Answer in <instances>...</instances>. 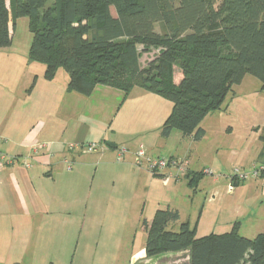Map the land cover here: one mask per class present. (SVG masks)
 <instances>
[{"label": "trees", "instance_id": "trees-1", "mask_svg": "<svg viewBox=\"0 0 264 264\" xmlns=\"http://www.w3.org/2000/svg\"><path fill=\"white\" fill-rule=\"evenodd\" d=\"M217 1L0 0V48L12 43L11 23L27 17L30 58L45 64L48 80L63 67L69 92L90 96L109 87L123 92L121 104L134 87L163 96L173 108L161 136L178 130L198 142L203 120L246 75L264 89V0ZM153 49L158 53L143 66V53ZM203 175L188 171L185 178L195 186ZM142 226L148 258L189 250L190 264H264V230L254 238L236 228L200 236L171 207Z\"/></svg>", "mask_w": 264, "mask_h": 264}, {"label": "rangeland", "instance_id": "rangeland-1", "mask_svg": "<svg viewBox=\"0 0 264 264\" xmlns=\"http://www.w3.org/2000/svg\"><path fill=\"white\" fill-rule=\"evenodd\" d=\"M219 2L220 0L217 1ZM11 29L12 43L0 48V118L6 119V127L15 128V132L17 129L36 128L39 123L47 124V127H63L70 115L67 109L69 99L64 98L69 74L61 67L52 79L53 82L49 83L45 77V64L30 58L33 34L29 29V19L18 18L15 23H11ZM157 30H160L159 25ZM140 50L143 48L140 47ZM157 53L156 49L145 51L141 58L142 65L145 66ZM180 75L182 76V72L176 68L177 83L180 82ZM258 86L260 81L257 78L246 76L241 89L251 95L246 97L250 99L247 104L252 103V94ZM47 87H52V90L47 91ZM136 89L135 91H140L141 88ZM134 95L133 100L123 103L118 111L111 106L112 102L113 105L118 104L112 99L108 103H104L105 98L101 95H96L90 100L85 99V121L81 122L80 126L93 125V122L100 118L98 116L101 110L103 114L112 112L106 140L119 144L116 150L104 151L107 144L103 141L97 152L82 154L83 160L89 159L92 164L78 169L80 173L84 172V177L86 175L85 213L77 218L74 227L72 216L66 211H58L50 217L39 215L37 218L41 224L33 229H8L0 240V264H134L132 255L145 249L148 240L142 222L144 219L152 221L159 208L178 209L183 214L182 218L189 217L193 222L191 225L194 226L199 210L205 204L206 192L193 194L186 181L177 184L176 179H170L165 182L162 176L153 175L145 166L136 164L132 148L141 143L146 144L147 137L141 127H146L148 122L151 127H155V121L152 115L154 112L142 113L136 110L135 103L138 101H135L137 97ZM155 95L158 108L166 119L172 112L173 102ZM240 109L236 107L233 116H236ZM177 133V130L173 132L164 148L158 147L156 134L149 135L148 137L156 139V147L153 152L150 151V155L160 158L173 155L177 158ZM71 143L79 142L73 140ZM83 143L100 145L98 142ZM205 143L199 144V149H195V161L199 165L210 166L211 154H200L202 147L208 146ZM196 144L198 143L193 142L192 146ZM120 148L127 149L126 162L132 158L133 167H143L156 180L151 181L150 177L141 178L138 172L131 169L133 167L120 168L119 165L126 163L125 159L121 162L117 160ZM69 161L71 163H65L66 169H71L70 164L73 167L72 161ZM96 164L99 166L97 173L94 171ZM188 190L195 195L194 201ZM92 193L93 195H90ZM9 218L5 216L6 222H9ZM182 218L181 221H185ZM207 223L204 218L199 231L197 230L198 235L213 232H208ZM244 234L248 236L249 233L244 231ZM183 258H186V261L190 258L189 250L184 252ZM177 259L175 256L164 254L159 264H177Z\"/></svg>", "mask_w": 264, "mask_h": 264}, {"label": "crops", "instance_id": "crops-1", "mask_svg": "<svg viewBox=\"0 0 264 264\" xmlns=\"http://www.w3.org/2000/svg\"><path fill=\"white\" fill-rule=\"evenodd\" d=\"M246 76L239 85L232 88L222 108L209 114L203 120L202 126L206 130V134L201 141L195 142L198 144L192 146L194 141L184 137L177 130V158L188 161V171L204 173L195 186L189 185V179L185 178V175L177 180V184L186 181L193 194L200 191L206 192L205 204L200 208L197 219L194 221L198 231L204 218L207 219L209 225L208 232L225 233L236 228L242 236L254 238L264 230V177L249 178L243 182L233 181L236 168L245 173H251L257 167H264V89L260 82V86L252 94V103L247 104L250 99L246 97L251 95L241 89ZM181 78L180 75L179 80ZM48 82L53 81L49 80ZM68 84L69 80L64 98L69 99L67 109L68 115H70L63 127H47V124L39 123L36 128L17 129L15 132V128L6 127V119L0 118V149L21 157L15 165L0 169V240L8 229L29 230L35 228L41 224L37 218L39 215L50 217L58 211H66L69 216H72L74 227L77 218L85 213L87 209L85 204V202L87 203V194L84 191L86 175L84 177V172L80 173L78 169L92 166V164L89 159L83 160L84 151L79 149L68 151L67 145L74 140L79 143L98 142L101 146L105 141L107 145L104 151L116 150L119 146L114 141L106 140L112 121V112H110L111 115L103 114L101 110L98 116L100 118L94 121L93 125H90L91 127L80 126L81 122L85 121L83 119L86 98L90 100L96 95H101L105 98H103L104 103H108L112 99L118 102V104L113 105V102L111 104L118 111L123 103L131 102L136 94L137 100L135 101H138L135 103L136 110L142 113L154 112L152 115H154L155 127H151L149 122L146 127H141V131L147 135L145 139L147 145H144H146L149 154L156 147L154 143L156 139L158 147L164 148L167 145V140L172 137L175 131L169 137L161 136V127L166 119L163 118V112L158 108L155 93L142 88L139 89L140 91H135L140 87H134L121 104L123 92L120 90L98 86L90 96H85L69 92ZM46 90L51 91L52 87H47ZM236 107L241 109L236 116H233ZM151 134H156L157 138L154 140V137H148ZM43 137L46 138L43 139ZM42 140L54 144V156L42 152L35 158L29 159L28 156L32 154V146ZM203 142H206L205 144L208 146L202 147L200 154H211L210 166L199 165L195 161V151H197L195 149H199V144H203ZM137 147L132 148L134 153ZM170 156L173 157V155ZM27 160L31 162L29 168L25 166ZM67 160H71L73 163L71 169H66ZM127 160L125 159V162ZM133 164L132 158H130L129 162L119 165V167L127 169L133 167ZM96 165L95 173L99 170L98 164ZM131 169L138 172L141 178L150 177L151 181L156 180L143 167ZM205 169H211L213 173L207 174L204 172ZM85 172L88 173L87 170ZM189 194L192 195V201H194L195 195L190 191ZM5 216L10 217L9 222H6ZM182 216L181 213V218ZM182 219L193 223L189 217ZM244 231L249 233L248 236L244 234ZM185 251L166 254L177 257V264H190V258L187 261L186 258H183ZM132 256L138 257L136 262L149 259L145 249ZM162 256L164 254L155 257L156 260L152 264H159Z\"/></svg>", "mask_w": 264, "mask_h": 264}, {"label": "built area", "instance_id": "built-area-1", "mask_svg": "<svg viewBox=\"0 0 264 264\" xmlns=\"http://www.w3.org/2000/svg\"><path fill=\"white\" fill-rule=\"evenodd\" d=\"M1 141V139H0ZM99 145L96 143H70L67 145L68 151L82 150L84 152H96ZM42 152L47 153L49 156H54V144L52 142L38 141L32 146V154L28 156L29 159L35 158V156ZM127 153L126 148H120L117 153V160L119 162L125 159ZM20 155L9 154L0 149V169L13 166L20 161ZM135 161L138 166H145L148 171L153 175H159L164 178L165 182L170 179L179 180L188 172L189 163L187 160L178 159L176 157H153L147 151L146 146L139 145L135 152ZM67 163H71L67 160ZM25 166L29 168L31 166L30 160L25 161ZM72 168V165H69ZM205 173H213L211 169H205ZM259 176L264 177V167L260 166L254 169L251 173H245L236 168L234 171L233 181L243 182L249 178H257Z\"/></svg>", "mask_w": 264, "mask_h": 264}, {"label": "water", "instance_id": "water-1", "mask_svg": "<svg viewBox=\"0 0 264 264\" xmlns=\"http://www.w3.org/2000/svg\"><path fill=\"white\" fill-rule=\"evenodd\" d=\"M137 259L138 257H134V260H133L134 264H152L156 260L155 257H151L149 259H144V260L136 262Z\"/></svg>", "mask_w": 264, "mask_h": 264}]
</instances>
